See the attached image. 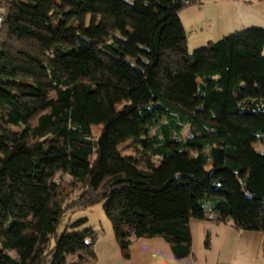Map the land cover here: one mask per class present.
Returning a JSON list of instances; mask_svg holds the SVG:
<instances>
[{"label": "trees", "instance_id": "16d2710c", "mask_svg": "<svg viewBox=\"0 0 264 264\" xmlns=\"http://www.w3.org/2000/svg\"><path fill=\"white\" fill-rule=\"evenodd\" d=\"M197 2L6 0L0 264H95L97 231L57 229L101 202L125 259L153 237L190 257L192 219L264 232V28L189 52Z\"/></svg>", "mask_w": 264, "mask_h": 264}, {"label": "crops", "instance_id": "0c3cea01", "mask_svg": "<svg viewBox=\"0 0 264 264\" xmlns=\"http://www.w3.org/2000/svg\"><path fill=\"white\" fill-rule=\"evenodd\" d=\"M201 3L199 10H202L203 14L206 13L208 7V2ZM223 4H226V7H230V10L224 12V19H227L228 25L232 27V32L247 28L257 26L259 27V21L264 19V15L256 13V6L258 1L254 0H222ZM215 15L213 16H204L199 20V26L203 29L208 25L217 24V19ZM263 27V26H260ZM229 34V33H228ZM224 34V35H228ZM222 36V35H221ZM200 43L203 41V37L200 36ZM214 41L207 40L206 43ZM264 54V47H263ZM208 206V205H207ZM209 208V207H208ZM192 219L190 223L192 238H193V255L184 259H178L175 257L174 252L170 243L162 237H153V238H140L133 242L130 246V257L125 259L122 255L117 257L115 260L114 256L115 251L117 250L114 247V243L111 240V247L104 249L103 247L96 244V251L98 255V260L95 264L100 263L101 253L106 258L105 264H256L254 259L249 256V254L242 255L235 259L234 253L237 248V243L232 245L233 236L238 234L242 238L245 236L247 238L248 247L254 249L253 251H258L260 245L264 241V232L263 231H245V230H235L230 223H214L206 220ZM223 224L224 227H220ZM246 232L245 235L242 232ZM222 234L223 249L218 255H209L212 252V236H216V239L220 238ZM196 237V238H195ZM199 239L201 242H210V246H207L208 249L201 250V257L197 255L196 248L199 249ZM117 245V242H116ZM112 251L113 255H110ZM199 251V250H198ZM232 251L233 255H230ZM246 250H243L245 252ZM118 255V251H116ZM69 264H74L78 260V255H68L67 256ZM115 260V261H114Z\"/></svg>", "mask_w": 264, "mask_h": 264}, {"label": "rangeland", "instance_id": "374dc122", "mask_svg": "<svg viewBox=\"0 0 264 264\" xmlns=\"http://www.w3.org/2000/svg\"><path fill=\"white\" fill-rule=\"evenodd\" d=\"M208 2V7L205 10L206 13L203 14L202 10H199L201 7V3ZM258 1V5L256 6V13H259L260 15H264V0H254ZM226 4H223L222 0H198V2L190 7L185 8L182 10L179 14L182 23L185 27V31L188 38V50L189 52H193L197 49H199L202 46H205L207 43V40H213L218 41L222 39L225 36H228L232 34L233 32L232 27L228 25L227 19H224V12L230 10V7H226ZM202 15L204 16H213L217 18V24L215 25H208L204 27L203 29L199 26V20L202 19ZM259 25L263 26L264 28V19L259 21ZM259 26V27H260ZM257 27V26H253ZM229 33V34H228ZM228 34V35H224ZM222 35V36H221ZM200 36L203 37L202 43H200L199 39ZM129 59H134L132 56L128 57ZM51 100L56 99V93L51 92ZM121 105H117V109H121ZM102 128V125H93V134L96 136ZM15 131L18 132V128H15ZM188 134V126H185L183 130V135L186 137ZM255 148L257 151L264 152V139H260L256 144ZM133 141L132 140H126L124 143L119 145V152L122 155L125 156H132L133 154ZM157 162L159 161V158L156 157ZM104 202L98 203L92 207H86V208H72L67 210L63 216L60 218V221L58 223V229H57V236L60 237L64 232H67L69 234L75 233L80 230H84L87 228H93L95 231L98 232L100 235V238L98 240V244L103 247L104 249L111 247L110 242L114 243V247H116V251H118V255L112 254V251H110V255H113L115 260L117 257L122 255L121 250L116 245V234L114 232L113 224L111 220L108 218V216L105 213L104 209ZM199 221V220H198ZM220 227H224L223 224H220ZM238 234L234 235L232 240V245L237 243V248L234 253L235 259H238L241 255L244 257V255L249 254L251 258L254 259V263L256 264H264V241L260 245L258 251H253L254 249H251L248 247L247 244V238L243 236L242 238ZM245 235V231L242 232ZM196 238V237H195ZM56 237L52 238V243L55 244ZM199 249L196 248L197 255L199 258L201 257V250L208 249L206 242H201L199 239ZM213 245V246H212ZM212 252L209 253V255H219L221 253V250L223 249V241H222V234L218 240L216 239V236H212ZM201 248V250H200ZM199 250V251H198ZM243 250H246L243 252ZM230 255H233L232 251H230ZM119 256V257H120ZM99 264H105L106 258L101 253ZM114 260V261H115Z\"/></svg>", "mask_w": 264, "mask_h": 264}, {"label": "built area", "instance_id": "2783aa9c", "mask_svg": "<svg viewBox=\"0 0 264 264\" xmlns=\"http://www.w3.org/2000/svg\"><path fill=\"white\" fill-rule=\"evenodd\" d=\"M5 3H6V0H0V32L3 29L4 23H5V20H6Z\"/></svg>", "mask_w": 264, "mask_h": 264}]
</instances>
